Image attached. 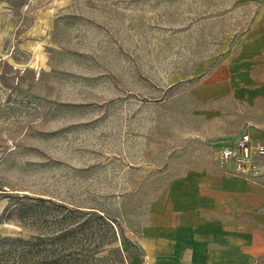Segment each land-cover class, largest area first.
<instances>
[{
	"label": "rangeland",
	"instance_id": "1",
	"mask_svg": "<svg viewBox=\"0 0 264 264\" xmlns=\"http://www.w3.org/2000/svg\"><path fill=\"white\" fill-rule=\"evenodd\" d=\"M237 1L0 0V264H156L140 245L166 242L192 171L264 194V158H220L264 129L262 91L210 72Z\"/></svg>",
	"mask_w": 264,
	"mask_h": 264
},
{
	"label": "crops",
	"instance_id": "2",
	"mask_svg": "<svg viewBox=\"0 0 264 264\" xmlns=\"http://www.w3.org/2000/svg\"><path fill=\"white\" fill-rule=\"evenodd\" d=\"M237 5L245 8V25L226 46L221 40L215 51L213 86H255L264 97V0H238ZM253 134L264 137V129ZM179 181L183 185L172 198V227L156 234H165L166 242L144 239V255L156 264L261 263L264 216L255 215V203L264 204V194H255L253 185L238 174L199 170ZM214 195L228 201L231 210L216 211Z\"/></svg>",
	"mask_w": 264,
	"mask_h": 264
},
{
	"label": "built area",
	"instance_id": "3",
	"mask_svg": "<svg viewBox=\"0 0 264 264\" xmlns=\"http://www.w3.org/2000/svg\"><path fill=\"white\" fill-rule=\"evenodd\" d=\"M220 158L230 161L235 171H253L258 165V159L264 158V137L242 133L221 146ZM261 264H264V256Z\"/></svg>",
	"mask_w": 264,
	"mask_h": 264
}]
</instances>
